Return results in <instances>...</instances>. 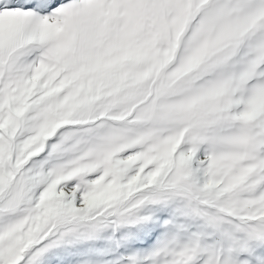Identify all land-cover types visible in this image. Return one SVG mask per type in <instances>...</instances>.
<instances>
[{
	"label": "snow or ice",
	"instance_id": "6c2138e0",
	"mask_svg": "<svg viewBox=\"0 0 264 264\" xmlns=\"http://www.w3.org/2000/svg\"><path fill=\"white\" fill-rule=\"evenodd\" d=\"M0 264H264V0H0Z\"/></svg>",
	"mask_w": 264,
	"mask_h": 264
}]
</instances>
